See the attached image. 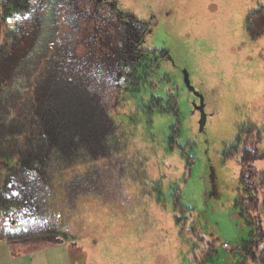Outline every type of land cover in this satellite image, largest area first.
<instances>
[{
	"label": "rangeland",
	"instance_id": "1",
	"mask_svg": "<svg viewBox=\"0 0 264 264\" xmlns=\"http://www.w3.org/2000/svg\"><path fill=\"white\" fill-rule=\"evenodd\" d=\"M113 3L126 16L148 21L145 47L171 57L161 60L164 80L155 94L176 96L179 111L158 116L150 138L156 153L148 174L163 184L150 194L159 205H143L140 179L120 174L118 163L107 161L77 177L62 204L64 212L78 213L71 223L78 218L88 225L81 227L80 239L55 245L33 241L15 251L32 252L33 264H259L264 215L251 207L241 180L247 172L242 174L238 157L228 158V146L245 123L264 132V34L253 40L245 30L248 13L264 0ZM89 34L73 33L77 54L95 58L98 49L86 42ZM262 147L264 136L253 148ZM246 166L263 171L264 161ZM12 211L15 231L48 225ZM74 226L77 231L79 222Z\"/></svg>",
	"mask_w": 264,
	"mask_h": 264
},
{
	"label": "trees",
	"instance_id": "2",
	"mask_svg": "<svg viewBox=\"0 0 264 264\" xmlns=\"http://www.w3.org/2000/svg\"><path fill=\"white\" fill-rule=\"evenodd\" d=\"M42 1L34 12L27 0L0 3V217L5 223L17 208L48 225L1 231L0 239L74 244L88 225L73 219L79 222L74 231L71 221L78 213L64 212L62 204L76 178L98 164L116 161L120 174L128 171L140 179L143 205H159L150 194L163 190L162 181L148 174L156 153L150 138L156 118L178 113L179 104L176 96L169 100L155 94L164 80L161 60L171 57L145 47L148 21L130 12L126 16L118 7L104 11L99 0H81L75 7L80 15L71 6L65 16L53 11V2L49 7ZM245 30L253 40L264 34V6L248 13ZM80 32L90 33L86 42L99 50L95 58L77 54L73 33ZM263 136L259 126L248 122L228 146V158L238 157L242 174L247 172L241 180L250 205L262 215L264 173L257 178L264 170L246 165L264 161V147L253 148ZM261 252L255 260L264 264Z\"/></svg>",
	"mask_w": 264,
	"mask_h": 264
},
{
	"label": "crops",
	"instance_id": "3",
	"mask_svg": "<svg viewBox=\"0 0 264 264\" xmlns=\"http://www.w3.org/2000/svg\"><path fill=\"white\" fill-rule=\"evenodd\" d=\"M3 0H0V3ZM0 12H1V6H0ZM1 32V31H0ZM0 44H1V33H0ZM10 218V217H8ZM9 220V219H8ZM14 222L9 220V224H2L1 223V217H0V232L1 231H11V232H20L15 231L13 229ZM8 226V228H7ZM28 242H9L4 239H0V264H28V261L30 264H33V253L27 252V251H15L17 249L18 244H25ZM14 250V251H13Z\"/></svg>",
	"mask_w": 264,
	"mask_h": 264
},
{
	"label": "flooded vegetation",
	"instance_id": "4",
	"mask_svg": "<svg viewBox=\"0 0 264 264\" xmlns=\"http://www.w3.org/2000/svg\"><path fill=\"white\" fill-rule=\"evenodd\" d=\"M27 1L29 3V8L31 10H33V12L37 10L36 6L39 2L41 4L43 3L42 0H27ZM80 1L81 0H46V2H48V4H49V7H50V3L53 2L54 8L56 7V9L53 8L54 9L53 11H57V13L61 12V14L64 16L66 14V9L71 8V6L72 7L74 6V9H75V7L77 8L79 6ZM98 2H99L98 6H100V8H102V10H104V11H106L107 8L109 9V12H114V10L117 9V8H114L113 0H99ZM104 4H106V5H104ZM101 5H102V7H101ZM97 8H96V10H97ZM75 10L78 12L77 15H80V9H79V11H78V9H75ZM45 17H46V15H45ZM1 223L4 224L2 221V218H1ZM15 223H18L17 219H15ZM5 224H9V220L5 221ZM7 228H8V226H7Z\"/></svg>",
	"mask_w": 264,
	"mask_h": 264
},
{
	"label": "water",
	"instance_id": "5",
	"mask_svg": "<svg viewBox=\"0 0 264 264\" xmlns=\"http://www.w3.org/2000/svg\"><path fill=\"white\" fill-rule=\"evenodd\" d=\"M206 124V116L204 115V117H203V119H202V126H201V128H202V130H203V128H204V125ZM264 172H261V174L258 176V181H260V179H261V175L263 174ZM261 210L262 211H264V199H263V201H262V204H261ZM262 254V253H261ZM261 254H260V257H261ZM259 257V258H260Z\"/></svg>",
	"mask_w": 264,
	"mask_h": 264
}]
</instances>
